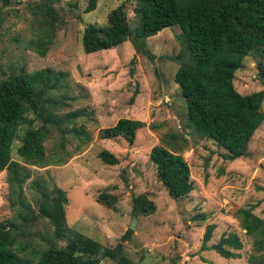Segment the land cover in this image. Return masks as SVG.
Instances as JSON below:
<instances>
[{
	"label": "rangeland",
	"instance_id": "obj_1",
	"mask_svg": "<svg viewBox=\"0 0 264 264\" xmlns=\"http://www.w3.org/2000/svg\"><path fill=\"white\" fill-rule=\"evenodd\" d=\"M15 1L0 7V80L43 68L62 73V85L52 93L59 100L54 113L63 116L83 110L84 117L76 118L73 126L81 127L88 136L85 141L81 135L48 127L43 141L45 163L32 166L16 154L25 130L24 125L18 127L10 155L29 172L22 192L32 213L36 214L38 191L49 193L57 187L67 198L64 216L69 230L104 247H113L133 217L131 195L145 194L154 204V212L136 216L134 229L123 242V254L130 264H254V236L244 234L233 214L247 209L264 220V95L260 107L263 121L249 140L245 155L223 161L221 148L200 139L187 126L184 102L173 82L178 67L173 58L180 49L177 27L162 29L144 40V50L150 57L135 54L128 41L84 54L80 44L82 29L88 24L104 27L108 13L122 0H96L95 8L86 13L83 10L87 0ZM41 2L52 11L48 12ZM126 16L132 26L131 6ZM45 39L49 44L44 45L45 54L40 57L36 48ZM257 60L264 59L245 58L234 73L233 85L239 93L263 90L254 67ZM26 117L33 120V127L41 125L33 113L28 112ZM121 118L143 124L132 144L122 139H98L100 129L113 126ZM155 145L177 152L187 164L193 187L187 197L170 199L156 178L147 158ZM101 150L116 156L118 164L103 165L97 158ZM57 159L64 163L55 166ZM100 192L115 198L113 210L96 203ZM14 213L2 171L0 222L13 220ZM199 214L203 219L196 217ZM207 224L214 225L207 245L216 243L222 235H235L241 242L239 258L225 259L214 250L199 248ZM50 238V225L38 218L28 225L23 240L41 251ZM65 241L66 237L62 238L58 246ZM102 264L116 263L104 259Z\"/></svg>",
	"mask_w": 264,
	"mask_h": 264
},
{
	"label": "trees",
	"instance_id": "obj_2",
	"mask_svg": "<svg viewBox=\"0 0 264 264\" xmlns=\"http://www.w3.org/2000/svg\"><path fill=\"white\" fill-rule=\"evenodd\" d=\"M12 1L17 3L0 0V7H7ZM95 3L96 0H87L83 13L92 11ZM40 5L52 11L45 3ZM128 6H131L132 26L126 16ZM172 26L179 30L180 44L179 53L173 58L178 62L173 82L184 102L187 126L200 139L221 148L223 161L243 157L249 140L263 121L260 107L264 95V60L254 64L263 90L239 93L233 79L245 58L264 59V0H122L108 13L104 27L88 24L82 29L81 49L84 54H90L128 41L135 54L150 57L144 50V40ZM47 44L49 39L37 46L40 57L44 56ZM129 63L132 65L134 59ZM129 74L132 75V70ZM63 79L62 73L43 68L0 80V172H5L9 206L15 210L13 220L0 222V264H102L104 259L130 264L123 254V242L128 240L130 230H126L113 247H104L69 230L64 216L67 198L61 189L53 187L49 193L39 190L36 214L24 198L22 185L29 172L10 155L19 126L24 125L25 130L15 151L25 164L32 166L45 163L43 141L48 127L88 140L81 127L73 126L76 118L84 117L83 110L63 116L54 113L59 100L52 93L62 85ZM135 95L136 92L129 102ZM28 112L39 118V127H33V120L27 119ZM141 127L143 124L139 121L121 118L113 126L100 129L97 137L100 140L122 139L130 145ZM97 158L103 165L118 164L117 157L106 150L99 151ZM147 158L170 199L188 196L193 188L189 169L177 152L155 145ZM63 163V159H57L54 165ZM34 185L39 189L38 184ZM114 201L115 198L106 192H100L96 198V203L111 210ZM153 212L154 204L145 194L131 195L130 214L133 217H146ZM233 216L239 220L244 234L254 236L252 248L257 252L251 256L254 264H264V220L247 209H238ZM196 217L203 219L204 216ZM38 218L46 220L51 227V238L45 240L41 251L23 240L28 225ZM213 229L214 225H205L199 248L214 250L225 259L239 258L241 242L235 235H222L216 243L207 245ZM64 237L65 244L58 246Z\"/></svg>",
	"mask_w": 264,
	"mask_h": 264
},
{
	"label": "water",
	"instance_id": "obj_3",
	"mask_svg": "<svg viewBox=\"0 0 264 264\" xmlns=\"http://www.w3.org/2000/svg\"><path fill=\"white\" fill-rule=\"evenodd\" d=\"M134 224H135V217H132V219H131V222H130V224H129V226H128V230H133L134 229Z\"/></svg>",
	"mask_w": 264,
	"mask_h": 264
}]
</instances>
